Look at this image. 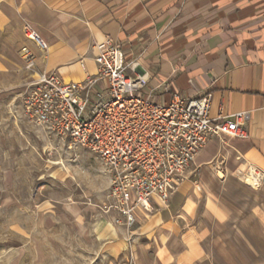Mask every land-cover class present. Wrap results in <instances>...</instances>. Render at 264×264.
Returning <instances> with one entry per match:
<instances>
[{
	"label": "crops",
	"instance_id": "1",
	"mask_svg": "<svg viewBox=\"0 0 264 264\" xmlns=\"http://www.w3.org/2000/svg\"><path fill=\"white\" fill-rule=\"evenodd\" d=\"M0 21L29 24L48 45L44 53L27 43L38 70L66 82L95 75L96 45L111 39L158 103L210 94L211 118L251 112L248 136L211 139L169 204L139 211L124 249L111 254L121 257L112 264H213L212 225L225 228L231 216L209 197L202 205V187L210 175L252 167L264 178V0H0ZM260 188L264 196V180ZM252 212L264 246V210Z\"/></svg>",
	"mask_w": 264,
	"mask_h": 264
},
{
	"label": "rangeland",
	"instance_id": "2",
	"mask_svg": "<svg viewBox=\"0 0 264 264\" xmlns=\"http://www.w3.org/2000/svg\"><path fill=\"white\" fill-rule=\"evenodd\" d=\"M23 28L0 21V264L118 263L111 254L124 249L137 224L128 234L102 212L112 183L104 162L27 114L33 78L22 48L34 42ZM247 174L210 175L202 187V205L209 197L231 216L225 228L212 225L213 264H264L252 212L264 210V178L252 185Z\"/></svg>",
	"mask_w": 264,
	"mask_h": 264
},
{
	"label": "built area",
	"instance_id": "3",
	"mask_svg": "<svg viewBox=\"0 0 264 264\" xmlns=\"http://www.w3.org/2000/svg\"><path fill=\"white\" fill-rule=\"evenodd\" d=\"M23 31L40 51L48 52L29 24ZM96 49L97 73L82 82H66L39 71L35 54L23 47L22 58L33 78L25 108L35 124L104 162L112 183L102 212L129 234L139 211L150 214L154 204H169L211 139L246 138L252 115L241 111L211 118L210 94L189 98L174 93L168 103H158L152 92L144 93L147 75L126 61L119 44L106 39Z\"/></svg>",
	"mask_w": 264,
	"mask_h": 264
},
{
	"label": "bare ground",
	"instance_id": "4",
	"mask_svg": "<svg viewBox=\"0 0 264 264\" xmlns=\"http://www.w3.org/2000/svg\"><path fill=\"white\" fill-rule=\"evenodd\" d=\"M248 182L249 184L251 183L252 185H256L258 184L259 182H261L262 178H263V175L261 172L257 171L255 168H251L249 171H248Z\"/></svg>",
	"mask_w": 264,
	"mask_h": 264
}]
</instances>
